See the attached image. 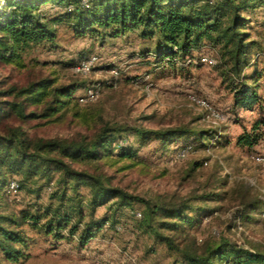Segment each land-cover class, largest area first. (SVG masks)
<instances>
[{
  "label": "rangeland",
  "instance_id": "1",
  "mask_svg": "<svg viewBox=\"0 0 264 264\" xmlns=\"http://www.w3.org/2000/svg\"><path fill=\"white\" fill-rule=\"evenodd\" d=\"M42 8L47 19L62 11L61 6L51 3ZM247 14L250 20L247 31L259 47L253 50L243 74L251 77L261 73L254 76L256 80H247L260 98L259 104L250 109L233 107L229 84L218 67L221 59L217 49L207 46L194 52V56L213 58L216 65H186L183 59L170 65L166 61L155 62L152 56L145 60L136 55L140 47H153V43L141 42L134 33L101 40L87 34L76 35L65 22L55 24L53 45H37L24 55L25 69L0 64V78L7 77L20 85L40 77H56L58 83L93 82L98 95L81 107L100 113L94 127L81 126L68 114L58 123L30 121L25 124L28 133L35 138L80 139L91 138L104 124L126 126L124 137L135 153L136 165L121 170L120 165L128 163L127 160L110 166L102 155L90 161L73 162L72 168L98 174L108 184L149 201H189L197 207L194 224H185L174 232L162 230L180 247L192 245L201 250L206 243L225 238L264 252V164L253 159V154L263 148L261 140L251 147L237 143L239 135L251 131L254 123L264 117V5ZM255 51L260 54L254 59ZM90 54L99 56L98 65L86 76L75 75L72 64ZM105 64L120 70L114 86L103 84L112 77ZM191 95L203 99L206 105L192 102ZM213 112L220 117L213 116ZM131 127L145 131L187 128L210 134L168 140L150 134L142 139ZM257 129L263 136L264 126ZM189 142L193 149L185 157L177 156L178 149ZM112 153L116 157V149ZM50 175L49 184L46 178L26 181L23 189L3 200L1 209L18 213L23 209L43 211L46 205H56L58 201L52 196L61 188L57 184L61 174L52 171ZM72 193L67 191L68 195ZM75 196L81 200L85 222L91 217L90 190L79 186ZM142 210L141 203L117 207L114 199L96 206L92 217L108 222L83 244L79 243L77 233L57 240L25 225L22 229L28 237L27 257L8 262L0 253V264H182L178 252L141 227V219L134 212ZM112 220L116 223L114 227ZM62 233L67 235V229Z\"/></svg>",
  "mask_w": 264,
  "mask_h": 264
},
{
  "label": "trees",
  "instance_id": "2",
  "mask_svg": "<svg viewBox=\"0 0 264 264\" xmlns=\"http://www.w3.org/2000/svg\"><path fill=\"white\" fill-rule=\"evenodd\" d=\"M49 3L61 6L62 11L57 17H45L42 6ZM263 5L264 0H0V64L25 69L24 55L37 45H53L55 24L61 22H65L76 35L87 34L101 40L123 38L134 33L141 42L153 43V47H140L136 55L145 60L152 56L155 62L166 61L170 65L180 59L186 65L204 64L201 58L205 55L194 56V52L208 46L219 52L221 62L218 67L229 84L233 107L250 109L259 104L260 98L257 89L247 80H256L254 76H261V73H254L251 77L243 74L253 50L259 47L247 31L250 22L247 13ZM255 52L254 59L260 54ZM212 65H216L215 62ZM104 67L118 72L116 77L103 82L108 87L114 86L120 70L112 64ZM91 86L93 82L84 80L58 83L56 77L31 79L23 85L11 82L7 77L0 78L2 257L8 262H18L27 257L28 237L22 229L25 225L57 240L77 233L79 243H85L108 222L104 218L95 220L93 209L114 199L117 207L141 203L143 210L138 211L141 227L150 230L170 250L178 252L182 264H264V252L245 248L225 238L206 243L199 250L192 245L180 247L170 235L163 233L162 230L174 232L185 224H194L197 207L189 201H149L108 184L98 174L72 168L73 162L90 161L102 155L110 166L127 160L128 163L120 165L121 170L136 165L135 153L124 137L128 130L126 126L104 124L91 138L80 139L35 138L28 133L25 124L30 121L58 123L68 114L77 124L94 127L101 118L100 113L82 108L84 103L79 101L81 93L77 94ZM260 125L264 126V117L254 123L251 131L239 135L237 143L251 147L258 140L262 142L264 135L261 136L257 129ZM129 129L142 139L150 134L162 140L184 135L199 138L210 134H200L187 128ZM185 146L193 149L191 142ZM114 149L116 157L111 156ZM52 171L61 174L57 179L61 188L52 196L58 201L56 205H46L43 211L23 209L18 213H6L1 209L3 200L23 189L26 181L46 178L49 184ZM12 176H18V179ZM11 181L17 184L15 190L10 187ZM79 186L90 190L88 205L91 217L85 222L81 200L75 196ZM69 190L73 191L70 195L67 194ZM203 216L207 215L203 213ZM42 219L45 221L41 222ZM111 223L113 227L116 225L113 220ZM64 229H67V235L62 233Z\"/></svg>",
  "mask_w": 264,
  "mask_h": 264
},
{
  "label": "built area",
  "instance_id": "3",
  "mask_svg": "<svg viewBox=\"0 0 264 264\" xmlns=\"http://www.w3.org/2000/svg\"><path fill=\"white\" fill-rule=\"evenodd\" d=\"M98 61H99L98 56L95 54H91L88 57H85L84 59H81L80 61H78L72 67V70L75 74H78L80 76H86L98 65ZM201 62L206 64V65H212L214 63V59L210 58L208 56H203L201 58ZM110 72H111L113 77H116L118 74V72L115 69L110 70ZM97 95H98V87H97V85H93L91 87H88L87 89H85L81 93L79 101L81 103H86L88 101L94 100L97 97ZM190 99L192 102H195L197 104L206 105L205 101L203 99H200L198 96L191 95ZM213 116L220 117V114L213 112ZM261 144H262V148H263L262 151L253 154V159L259 163L264 164V139L262 140ZM190 149H191L190 146H185V147L179 149L177 151V156L185 157L189 153ZM10 187L13 190H15V188L17 187L16 182L11 181ZM136 216L139 217L140 213L137 212Z\"/></svg>",
  "mask_w": 264,
  "mask_h": 264
}]
</instances>
